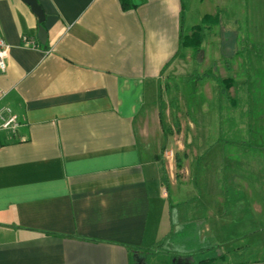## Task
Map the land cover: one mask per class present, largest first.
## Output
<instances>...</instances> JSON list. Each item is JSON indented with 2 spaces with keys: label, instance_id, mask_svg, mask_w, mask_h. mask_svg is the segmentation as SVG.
Wrapping results in <instances>:
<instances>
[{
  "label": "crops",
  "instance_id": "1",
  "mask_svg": "<svg viewBox=\"0 0 264 264\" xmlns=\"http://www.w3.org/2000/svg\"><path fill=\"white\" fill-rule=\"evenodd\" d=\"M131 1L123 10L119 0H37L41 42L30 7L0 0L9 46L0 108L20 123L0 132V264H145L150 252L200 264L234 246L264 253V146L252 132L234 149L240 161L220 147V162L204 166L209 150L167 144L160 113L148 128L162 75L181 64L180 35L195 26L184 29L191 0ZM210 2L220 16L225 0ZM243 210L250 222L234 212Z\"/></svg>",
  "mask_w": 264,
  "mask_h": 264
},
{
  "label": "rangeland",
  "instance_id": "2",
  "mask_svg": "<svg viewBox=\"0 0 264 264\" xmlns=\"http://www.w3.org/2000/svg\"><path fill=\"white\" fill-rule=\"evenodd\" d=\"M225 2L226 8L219 11L220 25L202 27L203 57L194 59L190 47L180 50L182 59L179 68L171 74L162 75L158 101L148 113L149 129H154L152 120L156 121V114H161L164 124L162 133L166 140L169 137L168 145L209 150L202 160L204 166L219 163L221 156L240 161L244 155L234 149L250 142V131L257 146H264V0ZM212 7L210 0L209 5H200L197 0H191L184 29L188 24L199 25L200 17L204 14L214 16ZM202 60L205 63L199 66L196 62ZM226 64H230L231 71L224 72ZM227 78L233 83L229 89L217 82L218 79ZM220 147L228 149L224 150L227 153L220 156L217 150ZM209 169H204L206 179L210 177ZM244 190L239 191L243 194ZM234 212L242 216L240 218L246 215L247 222L252 220L245 210ZM254 219L255 225L262 223V218ZM259 241L262 240H256L258 247H261ZM241 242L245 244L246 240ZM146 257L149 264L172 262L160 256L159 252H150ZM262 259L264 253L254 252L251 255L246 251L242 257L230 256L224 264H264V260L254 261Z\"/></svg>",
  "mask_w": 264,
  "mask_h": 264
},
{
  "label": "trees",
  "instance_id": "3",
  "mask_svg": "<svg viewBox=\"0 0 264 264\" xmlns=\"http://www.w3.org/2000/svg\"><path fill=\"white\" fill-rule=\"evenodd\" d=\"M120 5L123 10H129L133 9L134 5L131 0H119ZM219 15L216 16H210V15H205L201 21L200 25H195L191 29V34L188 36H182L180 35L179 39V49L183 50L186 48H191L193 51L194 59L197 56H200L202 58V39L200 36L202 27L205 25H217L219 23ZM196 63H200V61H197ZM220 84H222L225 88L229 89L232 85V80L231 79H223V80H217ZM160 121H162L161 114H160ZM163 123V122H162ZM158 249L161 248V244L158 245ZM247 251V248L245 246H236L235 250L233 251L232 254H224L220 256L217 259L213 260H207L203 261L200 264H224L230 256L233 257H242L243 253ZM146 253V252H145ZM137 255H134V257ZM148 258V257H147ZM172 260V259H171ZM130 263L135 264L133 256L130 257ZM145 264H149L148 260H146ZM237 264H248V262H240Z\"/></svg>",
  "mask_w": 264,
  "mask_h": 264
},
{
  "label": "built area",
  "instance_id": "4",
  "mask_svg": "<svg viewBox=\"0 0 264 264\" xmlns=\"http://www.w3.org/2000/svg\"><path fill=\"white\" fill-rule=\"evenodd\" d=\"M9 53V46L0 38V74L4 73L7 68V58ZM20 123L17 118L11 114L8 108H0V132L6 131L14 134Z\"/></svg>",
  "mask_w": 264,
  "mask_h": 264
},
{
  "label": "water",
  "instance_id": "5",
  "mask_svg": "<svg viewBox=\"0 0 264 264\" xmlns=\"http://www.w3.org/2000/svg\"><path fill=\"white\" fill-rule=\"evenodd\" d=\"M24 3H26L32 13L37 17L38 23H39V39L41 42H44L45 40V31L42 28V23L44 21V13L42 11V8L40 7V5L38 4L37 0H22Z\"/></svg>",
  "mask_w": 264,
  "mask_h": 264
}]
</instances>
